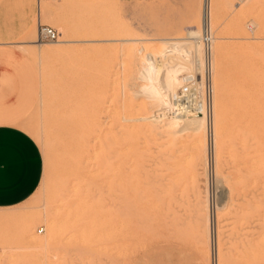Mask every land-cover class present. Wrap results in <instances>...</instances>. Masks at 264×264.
<instances>
[{
    "label": "rangeland",
    "instance_id": "obj_1",
    "mask_svg": "<svg viewBox=\"0 0 264 264\" xmlns=\"http://www.w3.org/2000/svg\"><path fill=\"white\" fill-rule=\"evenodd\" d=\"M210 1L215 21L209 26L213 43L207 60L205 0H14L16 41L32 44L16 51L29 97L18 124L38 143L44 167L38 188L26 201L0 208V264H264V0ZM6 6L0 5L1 10ZM40 24L57 29L59 39L40 41ZM195 33L199 37L193 38ZM166 39L183 42V48L168 51ZM189 48L193 54L185 53ZM159 51L181 59L187 68L173 72L176 86L169 84V96L167 60L154 58ZM154 60L162 64V74L150 71ZM189 75L213 86L210 110L193 129L186 120L171 124L182 112L171 94ZM85 117L95 127L90 120V126L85 123L93 137L84 147L86 126L79 121ZM217 126L220 135H215ZM246 127L251 129L248 139L263 145L250 162L243 149L247 137L239 135ZM158 175L168 181L170 195L162 192ZM232 177L252 188L237 185ZM243 194L250 200H239ZM235 206L240 214L245 209L243 216ZM52 221L60 222L53 234Z\"/></svg>",
    "mask_w": 264,
    "mask_h": 264
},
{
    "label": "crops",
    "instance_id": "obj_2",
    "mask_svg": "<svg viewBox=\"0 0 264 264\" xmlns=\"http://www.w3.org/2000/svg\"><path fill=\"white\" fill-rule=\"evenodd\" d=\"M4 4L6 11L0 8V208H9L36 191L44 161L38 143L18 124L29 97L18 72L23 61L17 59L16 51L20 45L32 44L27 39L16 41L14 0H0Z\"/></svg>",
    "mask_w": 264,
    "mask_h": 264
},
{
    "label": "bare ground",
    "instance_id": "obj_3",
    "mask_svg": "<svg viewBox=\"0 0 264 264\" xmlns=\"http://www.w3.org/2000/svg\"><path fill=\"white\" fill-rule=\"evenodd\" d=\"M204 9H205V10H204V15H203V19H202V25H203V27H205L206 25H208V26H212L213 21H215V17H214L213 14H212V10H213V8H212L211 1H210V0H205ZM199 12H200V11H199ZM215 13H216V12H215ZM216 14H217V13H216ZM199 16H200V15H199ZM186 21H187V20H186ZM195 23H196V22H195ZM188 24H189V23H188ZM215 24H216V23H214V25H215ZM192 37H193V38H195V37H199V35L196 36V33H195L194 35H192ZM23 42H24V41H23ZM19 43H20V42H19ZM181 43H183V42L178 41L177 39H166V40H165V45H166V47L168 48V51L170 50V51H174V52H175V51H177L178 49L183 48V47H180ZM192 47H193V46H192ZM28 48H29V47H28ZM48 48H49V47H48ZM162 48H164V47H162ZM36 49H38V48H36ZM196 49H197V47H196ZM24 50H25V49H24ZM34 50H35V49H34ZM51 50H52V49H51ZM53 50H54V48H53ZM58 50H59V49H58ZM60 50H61V49H60ZM165 50H166V49H165ZM183 50H184V49H183ZM31 51H32V50H31ZM35 51H36V50H35ZM166 51H167V50H166ZM166 51H164V52L161 51V52H162V53H165ZM197 51H198V50H197ZM61 52H62V51H61ZM156 52H157V51H156ZM159 52H160V51H159ZM159 52H158V53H159ZM161 52H160L159 54H157V53L154 54V56H155L154 58H156V60H158L159 58H160V59H166V60H167L166 63L164 64V65H168L167 67H165V69L167 70V72L165 73L166 76H167V78H166L167 80L164 79V80L167 81V84H164V85L167 87V92H168L167 95L169 96V91H168V88H170V87H169V84H171V85L173 84V85H174V81H172V75H174L173 72L178 71V70H179L178 68L181 67V66H184V65H183V63H182V60L179 59V58H177L176 56H175V57H169V56H168L169 53H168V55L166 54V55L164 56ZM195 52H196V51H195ZM198 52H199V51H198ZM198 52H197V54H198ZM31 53H32V52H31ZM57 53H59V52H57ZM185 53H186V54H193V53H194V49L189 48V49L186 50ZM199 53H200V52H199ZM201 53H202V52H201ZM152 55H153V54H152ZM198 56H199V54H198ZM198 56H197V57H198ZM194 57H195V56H194ZM197 57H195V58H196V59L200 58V57H198V58H197ZM150 60H151V59H150ZM156 60H154V63L152 64V65H153V69H152V70L150 69V71H155V70H156V71H159V73H161L162 71L160 72V70H162V67H161L162 64H160V65H159V64H156V63H157V62L155 63ZM151 61H152V60H151ZM159 61H160V60H159ZM148 62H150V61H148ZM199 62H200V61H199ZM201 62H202V60H201ZM146 63H147V62H146ZM151 63H152V62H151ZM148 64H150V63H148ZM184 64H187V63H184ZM188 64H189V63H188ZM200 64H201V63H200ZM189 66H190V65H189ZM212 66H213V65H212ZM184 67H185V66H184ZM187 67H188V66H187ZM185 68H186V67H185ZM147 69H148V67H147ZM165 69H164V70H165ZM180 69H181V68H180ZM186 69H187V68H186ZM148 70H149V69H148ZM183 70H184V69H183ZM150 71H148V72H150ZM179 71H181V70H179ZM148 72L146 71V72H144V73H146V75H148ZM185 72H187V71L185 70ZM150 73H151V72H150ZM150 73H149V74H150ZM178 73H180V72H178ZM181 73H182V72H181ZM161 74H162V73H161ZM151 75H152V74H151ZM156 75H157V74H156ZM160 76H161V75H160ZM162 76H163V75H162ZM155 77H156V76H155ZM174 77H175V76H174ZM148 79L150 80V78H148ZM158 79H159V78L157 77V81H161V78H160L159 80H158ZM154 80H155V79H154ZM164 80H163V81H164ZM152 81H153V80H152ZM163 81H162V82H163ZM171 81H172V82H171ZM162 82H161V83H162ZM170 82H171V83H170ZM159 83H160V82H159ZM159 83H158V84H159ZM163 83H164V82H163ZM163 83H162V85H163ZM244 83H245V82H244ZM159 85H160V84H159ZM162 85H161V86H162ZM164 85H163V86H164ZM171 85H170V86H171ZM150 86H151V85H150ZM165 86H164V89L166 88ZM174 86H176V85H174ZM158 87H159V86H158ZM161 89H162V88H161ZM171 91H172V89H171ZM171 91H170V92H171ZM174 93H175V92H174ZM80 95H81V94H80ZM171 95H172L171 97H173L174 94L172 93ZM94 97H95V96H94ZM98 97H99V96H98ZM165 97H166V96H165ZM95 99H96V98H95ZM168 99H169V98H168ZM97 100H98V99H97ZM161 100H162V99H161ZM170 103H171V102H170ZM167 104H168V103H167ZM82 105H83V104H82ZM106 105H107V104H106ZM79 106H80V105H79ZM83 106H84V105H83ZM173 107H174V106H173ZM86 109H87V108H86ZM175 109H176V108H175ZM179 111H180V110H179ZM93 112H94V110H93ZM93 112H92V115H93V117H94V113H93ZM98 112H99V111H97V112H95V113H98ZM87 113H89V112H87ZM101 113H102V112H101ZM103 113H104V112H103ZM162 113H164V111H163ZM80 114H82V113H80ZM204 114H205V113H204ZM204 114L202 115V113H200V112H195V111H191L190 109H188V110H182V112H181L180 114H177L175 117H173L174 122L172 121L171 124L177 123V122L182 121V120H184V121L186 120L187 123H188V126H189L190 128L193 129V128L195 127L194 122H197V121H199V120H202V119H204V118L206 117V114H205V115H204ZM84 115H85V114H84ZM88 115H89V114H88ZM88 115H87V116H88ZM101 115H102V114H101ZM167 115H168V114H167ZM243 115H244V114H243ZM82 116H83V115H82ZM85 116H86V115H85ZM90 116H91V114H90ZM90 116H88V117H90ZM99 116H100V115H99ZM80 117H81V115H80ZM80 117H79V118H80ZM88 117H85V119L83 118L85 121H84V120L81 121V120H82V118H81L80 121H79V122H81V124H80V123H79V124H80V125H85V126H86L85 123H87V121L90 120ZM97 117H98V116H97ZM168 117H169V116H168ZM170 117H171V116H170ZM239 117H240V116H239ZM100 118H101V116H100ZM165 118H166V117H165ZM252 118H253V117H252ZM142 119H143V120H148V121H154V122H155V121H158V119H156V118L154 119V118H152V116H145V117H143ZM237 119H238V118H237ZM93 120H96V119H93ZM98 120H99L100 123H101V119H98ZM102 120H103V119H102ZM162 120H163V119H162ZM90 121H91V120H90ZM99 121H98V122H99ZM139 121H140V120H139ZM139 121H138V122H139ZM91 122H92V121H91ZM140 123H141V122H140ZM232 123H233V122H232ZM90 124H91V123H90ZM92 124L94 125L93 122H92ZM92 124H91V125H92ZM95 124H96V123H95ZM169 124H170V122H169ZM171 124H170V125H171ZM87 125H89V124L87 123ZM85 126H84V127H85ZM89 126H90V125H89ZM98 126H99V125H98ZM98 126H97V128H98ZM196 126H197V125H196ZM247 126H248V125H247ZM80 127H81V126H80ZM82 127H83V126H82ZM82 127H81V128H82ZM91 127H93V126H91ZM94 127H95V125H94ZM101 127H102V126H101ZM238 128H239V127H238ZM238 128H237V130H238ZM91 129H92V128H91ZM82 130H84V128H83ZM82 130H81V131H82ZM98 130H100V129H98ZM101 130H102V129H101ZM250 131H251V129L246 127V128H244V131H243V132H240L239 135L241 136V134H243L242 137L245 136V137H247V139H248V138H249V135L251 134ZM83 132H84V134L81 133V134H82L81 137H82V140H83V143H84V147H85V146H87V144H89V142L91 141V139H92L93 136H92V134H91L90 127L88 128V126H86V130H84ZM96 132L98 133V131H96ZM94 133H95V132H94ZM97 133H95V135H96ZM219 133H220V127L217 126V127H215V135H218ZM235 133H236V132H235ZM219 135H220V134H219ZM236 135H237V133L234 135V137H235ZM253 136H254V135H252V137H253ZM194 137H195V135H194ZM198 137H199V136H198ZM236 137H237V136H236ZM238 137H239V136H238ZM237 139H238V138H237ZM237 139H236V141H238ZM239 139H241V138H239ZM247 139H246L245 143H243V144H244L243 147H245V148H243V149H244V153L246 154V160H247V162H248V161L250 162L251 160L255 161V159L257 158V157L255 156V154H257V153H255V152H257V151L260 152L259 150L263 148V147H262L263 145H261V144H257V143H256V144L253 143V141H257V140H253L254 138L252 139L253 141H252V140H249V139L247 140ZM195 140H196V138H195ZM155 141H156V140H155ZM239 141H240V140H239ZM242 142H243V141H241V143H242ZM198 143H199V142H198ZM232 143H233V142H232ZM239 143H240V142H239ZM259 143H260V142H259ZM156 144H157V143H156ZM156 144H155V145H156ZM193 144H194V143H193ZM196 144H197V143H196ZM196 144H195V145H196ZM199 144H200V143H199ZM199 144H198V145H199ZM202 144H204V143H202ZM235 144H236V143H235ZM158 145H159V144H158ZM158 145L156 146L157 148H159ZM238 145H239V144H238ZM153 146H154V145H153ZM164 146H165V145H164ZM199 146H200V145H199ZM203 146H204V145H203ZM201 147H202V146H201ZM201 147H200V148H201ZM237 147H240V146H237ZM77 148H78V147H77ZM135 148H136V147H135ZM235 148H236V147H235ZM88 149H89V146H88ZM239 149H240V148H239ZM241 149H242V147H241ZM83 150H84V149H83ZM80 151H81V150H80ZM143 151H144V150H143ZM163 151H164V150H163ZM165 151H166V149H165ZM201 151H202V150H201ZM240 151H241V150H240ZM240 151H239V153H240ZM242 151H243V150H242ZM242 151H241V152H242ZM128 152H129V151H128ZM134 152H135V150H134ZM166 152H167V151H166ZM162 154H163V153H162ZM242 155H243V154H242ZM87 156H88V155H87ZM89 156H90V155H89ZM167 156H168V155H167ZM236 156H237V155H236ZM244 156H245V155H244ZM83 157H84V156H83ZM162 157H163V156H162ZM162 157H161V158H162ZM239 158H240V157H239ZM163 159H166V158H163ZM237 159H238V158H237ZM166 160H168V159H166ZM232 160H233V159H232ZM238 160H239V159H238ZM238 160H237V162H238ZM240 160H241V158H240ZM240 160H239V161H240ZM243 161H245V160H244V157H243L242 162H243ZM257 161H258V160H257ZM261 161H262V160H261ZM234 162H236V161H234ZM165 163H167V162H165ZM232 163H233V162H232ZM159 164H160V163H159ZM233 164H234V163H233ZM235 164H237V163H235ZM155 165H156V164H155ZM161 165H162V164H161ZM240 165H241V163H240ZM249 165H250V163H249ZM261 165H262V163H261ZM263 165H264V162H263ZM263 165H262V166H263ZM174 166H175V165H174ZM244 166H245V165H244ZM246 166H247V164H246ZM251 166H252L251 170H252V172H253V171H254L253 169L255 168V167H254V162L251 164ZM128 167H129V166H128ZM163 167H164V166H163ZM168 167H169V166H168ZM171 167H172V166H171ZM177 167H178V166H177ZM236 167L239 168V169H241V171L243 170V168H245V167H243V166H242V167H238V166H236ZM150 168L152 169V167H150ZM150 168H148V169H150ZM157 168H158V167H157ZM164 168H166V167H164ZM231 168H232V167H231ZM258 168H259V167H258ZM130 169H131V168H130ZM153 169H154V168H153ZM235 169H236V168H235ZM239 169H237V170H239ZM256 169H257V168H256ZM237 170H236V171H237ZM249 170H250V169H249ZM251 170H250V171H251ZM127 171H129V170L127 169ZM132 171H133V169H132ZM168 171H169V170H168ZM241 171H239L240 174H241ZM256 171H257V170H256ZM154 172H155V171H154ZM161 172H162V171H161ZM242 172H244V173H242V174L245 175V174H247L248 171L245 172V170H244V171H242ZM147 173H148V172H147ZM249 173H250V172H249ZM249 173H248V174H249ZM127 174H128V173L126 172V175H127ZM140 174H141V172H140ZM154 174H155V173H154ZM162 174H164V173L162 172ZM167 174H169V173H167ZM233 174H234V173H233ZM248 174H247V175H248ZM255 174H256V173H255ZM255 174H254V175H255ZM148 175H149V174H147V176H148ZM164 175H166V174H164ZM238 175H239V174H238ZM247 175H246V176H247ZM261 175H262V174H261ZM261 175L259 176V174H258L259 177L256 175V178H261V177H262ZM263 175H264V174H263ZM143 176H144V175H143ZM147 176H146V177H147ZM150 176H151V175H150ZM152 176H153V175H152ZM158 176L161 177V178H160V179H161V184L164 185V186H162V188H163V189H162V192L165 194V196H166V195H170V189H169L168 181H163V180H162V178H164V176H160V175H158ZM175 176H176V175H175ZM231 176H232V175H231ZM234 176H235V175H234ZM246 176H245V177L242 176V177H244L245 180L248 181L249 178L247 177V179H246ZM132 177H133V176H132ZM144 177H145V176H144ZM144 177H143V178H144ZM170 177H171V176H170ZM185 177H186V176H185ZM201 177H202V176H201ZM251 177L254 178L255 176H254V177L251 176ZM263 177H264V176H263ZM263 177H262V178H263ZM152 178H153V177H152ZM152 178H151V179H152ZM168 178H169V177L165 178V180L168 179ZM232 178L235 179V177H232ZM262 178H261L260 180H262ZM121 179H122V178H121ZM129 179H130V178H129ZM144 179H145V178H144ZM147 179H148V178H147ZM151 179H149V180H151ZM154 179H155V178H154ZM154 179H153V180H154ZM191 179H192V178H191ZM238 179H240V177H239ZM250 179H251V178H250ZM155 180H156V179H155ZM155 180H154V181H155ZM169 180L171 181V178H170ZM173 180H174V179H173ZM206 180H207V179H206ZM235 180L237 181V179H235ZM256 180H257V179H256ZM256 180H255V181H256ZM130 181H132V180L130 179ZM143 181H144V180H143ZM143 181H142V183H143ZM154 181H152V182H154ZM179 181H180V180H178V182H179ZM198 181H199V180H198ZM227 181H228V180H227ZM241 181H244V180H241ZM249 181H250V180H249ZM249 181H248V183L250 184ZM255 181H254V182H255ZM122 182H123V181H122ZM155 182H157V181H155ZM155 182H154V184H155ZM173 182H174V181H172V183H173ZM201 182H202V181H201ZM244 182H246V181H244ZM244 182H243V183H244ZM256 182H257V181H256ZM258 182H259V181H258ZM261 182H262V181H261ZM147 183H148V182H147ZM158 183H159V182H158ZM188 183H189V182H188ZM188 183H187V184H188ZM198 183H199V182H198ZM203 183H206V182H203ZM203 183H202V184H203ZM225 183H226V182H225ZM227 183H228V182H227ZM237 183H238L237 185H239V184H243V183H239L238 181H237ZM246 183H247V182H246ZM246 183H244V184H246ZM122 184H124V182H123ZM136 184H137V183H136ZM150 184L153 185V183H150ZM173 184H174V183H173ZM181 184H182V183H181ZM181 184H180V185H181ZM230 184H231V182H230ZM249 184H248V185H249ZM256 184H260V182H259V183H256ZM263 184H264V183H262V187L264 186ZM128 185H129V184H128ZM148 185H149V184H148ZM156 185H157V184H156ZM171 185H172V184H171ZM175 185H176V184H174V186H175ZM231 185H232V184H231ZM246 185H247V184H246ZM248 185H247V187H248ZM252 185H253V184H252ZM254 185H255V184H254ZM122 186H123V185H122ZM145 186H146V185H145ZM145 186H144V188H146ZM153 186H154V185H153ZM242 186H243V185H242ZM244 186H245V185H244ZM249 186H250V185H249ZM255 186H256V185H255ZM129 187H130V186H129ZM154 187H155V186H154ZM176 187H178V186L176 185ZM176 187H174L173 189H175ZM185 187H186V186H185ZM201 187H202V186H201ZM247 187L245 186L246 189H247ZM250 187H251V186H250ZM253 187H254V186H253ZM130 188H132V187H130ZM150 188H151V186H150ZM152 188H153V187H152ZM155 188L157 189V187H155ZM155 188H154L153 192H157V191L159 192V191H160V189L155 191ZM231 188H232V187H231ZM245 188H244V189H245ZM251 188H252V187H251ZM255 188H256V187H255ZM258 188H259V186H258ZM258 188H257V189H258ZM260 188H261V186H260ZM123 189H124V188H123ZM204 189H205V188H204ZM229 189H230V188H229ZM232 189H235V188H232ZM261 189H262V188H261ZM130 190H131V189H130ZM133 190H134V189H133ZM151 190H152V189H151ZM237 190H238V189H237ZM248 190H250L249 187H248ZM255 190H256V189H255ZM259 190H260V189H259ZM136 191H137V190H136ZM146 191H147V189H146ZM176 191H177V190H176ZM180 191H181V190H180ZM183 191H185V190H183ZM206 191H207V190H206ZM240 191L242 192V190H240ZM246 191H247V190H246ZM193 192H194V190H193ZM228 192H229V191H228ZM233 192H234V190H233ZM249 192H250V191H249ZM254 192H255V191H254ZM143 193H144V192H143ZM160 193H161V192H160ZM205 193H207V192H205ZM234 193H235V192H234ZM234 193H231V194L233 195ZM236 193H237V191H236ZM244 193H245V192H244ZM246 193H248V192H246ZM252 193H253V192H252ZM252 193H250V194H252ZM256 193H258V191H257ZM256 193H255V194H256ZM259 193H260V192H259ZM139 194H140V193H139ZM148 194H149V193H148ZM158 194H159V193H158ZM161 194H162V193H161ZM161 194H160V195H161ZM173 194H175L174 191H173ZM180 194H181V193H180ZM184 194H185V193H184ZM207 194H208V193H207ZM238 194H239V193H238ZM255 194H254V195H255ZM150 195H151V194H150ZM176 195H177V194H176ZM196 195H197V194H196ZM234 195H235V194H234ZM234 195H233L232 197H234ZM239 195H240V194H239ZM244 195H245V194H243V196L241 195V197H239V200H240V198L245 199L244 197H246V199H249V198H247V197L250 196V195H248V194H247L248 196H244ZM254 195H253V196H254ZM256 195H257V194H256ZM137 196H138V195H137ZM161 196H162V195H161ZM192 196H193V195H192ZM206 196H207V195H206ZM230 196H231V195H230ZM125 197H126V196H125ZM125 197H124V198H125ZM149 197H150V196H149ZM149 197H147V198H149ZM153 197H157V193H156V196H155V194H154ZM159 197H160V196L158 195V198H159ZM167 197H168V196H167ZM167 197H166V198H167ZM187 197H188V196H187ZM200 197H201V196H200ZM235 197H237V194H236ZM254 197H255V196H254ZM256 197H257V196H256ZM256 197H255V198H256ZM168 198H169V197H168ZM190 198H191V197H190ZM201 198H202V197H201ZM203 198H204V197H203ZM229 198H230V197H229ZM237 198H238V197H237ZM260 198H261V197H260ZM132 199H133V198H132ZM171 199H173V198H171ZM178 199H179V198H178ZM198 199H199V198H198ZM206 199H207V198H206ZM234 199H236V198H234ZM155 200H156V199H155ZM159 200H161V199H158V201H159ZM180 200H181V199H180ZM180 200H178V202H179ZM249 200H250V199H249ZM252 200H253V199H252ZM256 200H257V199H255V201H256ZM260 200H261V199H260ZM263 200H264V199H263ZM124 201H125V200H124ZM132 201H134V200H132ZM141 201H142V200H141ZM156 201H157V200H156ZM161 201H162V200H161ZM167 201H168V200H167ZM167 201H166V202H167ZM169 201H170V200H169ZM175 201H176V200H175ZM197 201H198V200H197ZM236 201H238V200L236 199V200H235V203H236ZM245 201H246V200H245ZM135 202H136V201H135ZM135 202H134V203H135ZM151 202H152V201H151ZM182 202H183V201H182ZM182 202H181V203H182ZM188 202H189V201H188ZM206 202H207V201H205L204 204H206ZM233 202H234V201H233ZM252 202H253V201H252ZM262 202H263V201H262ZM124 203H125V202H124ZM130 203H131V202H130ZM130 203H129V204H130ZM147 203H148V202H147ZM149 203H150V202H149ZM154 203L157 204L156 202H154ZM159 203H160V202H159ZM161 203H162V202H161ZM167 203L169 204V202H167ZM181 203H180V204H181ZM183 203H185V201H184ZM193 203H194V201H193ZM231 203H232V202H231ZM250 203H251V202H250ZM94 204H95V203H94ZM94 204H93V205H94ZM151 204H152V203H151ZM155 204H154V205H155ZM163 204H165V202H163ZM177 204H178V203H177ZM185 204H186V203H185ZM199 204H200V203H199ZM202 204H203V202H202ZM237 204H238V203H236V205H237ZM251 204H252V203H251ZM263 204H264V203H263ZM143 205H144V204H143ZM146 205H147V204H146ZM159 205H160V204H159ZM193 205H194V204H193ZM195 205H196V204H195ZM206 205H207V204H206ZM233 205H234V204H233ZM245 205H247V204H244L242 207L244 208ZM249 205H250V204H249ZM257 205H258V204H257ZM257 205H256V206H257ZM91 206H92V205H91ZM124 206H126V205H124ZM149 206H150V205H149ZM149 206H148V208H149ZM162 206H163V205H162ZM178 206H179V205H178ZM196 206H198V205H196ZM239 206H240V205H239ZM247 206H248V205H247ZM92 207H93V206H92ZM92 207H91V208H92ZM94 207H95V206H94ZM134 207H135V206H134ZM141 207H143V206H141ZM144 207H145V206H144ZM160 207H161V206H160ZM160 207H159V208H160ZM176 207H177V206H176ZM231 207H232V206H231ZM235 207H236V206H235ZM248 207L250 208V206H248ZM248 207H247V208H248ZM128 208H129V207H128ZM155 208H157V206H156ZM162 208H164V207H162ZM167 208H169V207L167 206ZM171 208H172V207H171ZM174 208H175V207H173V209H174ZM186 208H187V207H186ZM191 208H194V207H191ZM262 208H263V207H262ZM93 209H94V208H93ZM129 209H130V208H129ZM150 209H151V207L149 208V210H150ZM164 209H165V208H164ZM164 209H162V212L164 211ZM188 209H189V208H188ZM199 209H201V208L199 207ZM205 209H206V208H205ZM238 209H239V208H238ZM240 209H241V208H240ZM251 209H252V207H251ZM124 210H125V209H124ZM131 210H132V209H131ZM154 210L156 211V209H154ZM166 210H167V209H166ZM241 210H243V209H241ZM241 210H240V212H241ZM91 211H92V210H91ZM94 211H95V209H94ZM94 211H93V212H94ZM97 211H99V210H97ZM132 211H133V210H132ZM155 211H154V212H155ZM157 211L159 212V210H157ZM169 211H170V213H171L170 208H169ZM173 211H175V210H173ZM177 211H178V210H177ZM182 211H183V210H182ZM187 211H188V210H187ZM201 211H202V210H201ZM236 211H237V207H236ZM238 211H239V210H238ZM238 211H237V212H238ZM244 211H245V209H244ZM244 211H242V212H244ZM257 211H258V210H257ZM261 211H262V210H261ZM99 212H100V211H99ZM130 212H131V211H130ZM134 212H135V211H134ZM142 212H143V211H142ZM152 212H153V210H152ZM152 212H150V213L152 214ZM154 212H153V213H154ZM158 212H157V214H158ZM164 212H166V211H164ZM202 212H204V211H202ZM242 212H241V214H243ZM253 212H254V211H253ZM91 213H92V212H91ZM96 213H98V212H96ZM146 213H147V212H146ZM167 213H168V211H167ZM187 213H188V212H187ZM189 213H190V212H189ZM191 213H192V212H191ZM196 213H197V212H196ZM234 213H235V212H234ZM238 213H239V212H238ZM238 213H237V214H238ZM246 213H248L247 210H246ZM98 214H99V213H98ZM129 214H130V213H129ZM131 214H132V213H131ZM162 214H163V213H162ZM164 214H165V213H164ZM204 214H205V213H204ZM241 214L239 213L238 215H241ZM249 214H250V213H249ZM249 214H248V215H249ZM252 214H253V213H252ZM257 214H258V213H257ZM259 214H261V213H259ZM134 215H135V214H134ZM146 215H147V214H146ZM146 215H145V216H146ZM153 215H156V214H153ZM160 215H161V214H160ZM167 215H170V214L168 213ZM175 215H178V213H176ZM194 215H195V214H194ZM197 215H198V214H197ZM207 215H208V213H207ZM127 216H128V215H127ZM127 216H126V217H127ZM147 216H148V215H147ZM149 216H150V217H148V218H150V219H151V218H152V219L154 218V216L151 217L150 214H149ZM171 216H172V215H171ZM178 216H179V215H178ZM189 216H190V214H189ZM202 216H203V214H202ZM241 216H243V215H241ZM245 216H246V215H245ZM93 217H95V216H93ZM143 217H144V215H143ZM163 217H164V216H163ZM167 217H169V216H167ZM175 217H176V216H175ZM208 217H209V216H208ZM234 217H236V215H235ZM254 217H255V216H254ZM144 218H145V217H144ZM158 218H159V217H158ZM178 218H179V217H178ZM180 218H181V217H180ZM190 218H191V217H190ZM197 218H198V217H197ZM200 218H202V217H200ZM242 218H243V217H242ZM245 218H246V217H245ZM55 219H56V217H55ZM79 219H80V218H79ZM92 219H93V218H92ZM135 219H136V217H135ZM156 219H157V217H156ZM162 219H163V218H162ZM162 219H161V220H162ZM191 219H192V218H191ZM198 219H199V218H198ZM204 219H205V221H207V222H205V224L209 222L208 220H206V219H209V218H206V217H205ZM226 219H227V218H226ZM239 219H240V218H239ZM249 219H250V218L248 217L247 225H248L249 222H250L251 225L249 224V226H251V229H252V226H253L252 223H251L252 220L249 221ZM153 220L155 221V218H154ZM158 220H159V219H158ZM176 220H177V219H176ZM182 220H183V219H182ZM182 220H181V221H182ZM199 220H200V219H199ZM236 220H237V219H236ZM245 220H246V219H245ZM257 220H258V219H257ZM78 221H79V220H78ZM127 221H128V220H127ZM135 221H137V220H135ZM146 221H147V220H146ZM150 221H151V220H150ZM162 221H165V218H164V220H162ZM169 221H170V220H169ZM178 221H179V220H178ZM58 222H59V221H58ZM58 222H56V221H52V223H51V225H50V227H49V231H50V233L53 234V233H56V232H57V227H58V226H57V223H58ZM151 222H152L151 224H154L153 221H151ZM156 222H157V221H156ZM156 222H155V223H156ZM176 222H177V221H176ZM201 222H202V221H201ZM201 222H198L197 224L200 225ZM203 222H204V220H203ZM237 222H238V220H237ZM245 222H246V221H245ZM59 223H60V222H59ZM134 223H135V222H134ZM157 223H158V222H157ZM157 223H156V224H157ZM167 223H168V222H166L165 224H167ZM234 223H236V222H234ZM257 223H260V222L257 221ZM72 224H75V225L77 224V218L74 220V222H72ZM80 224H82V222H81ZM172 224H175V223L172 222ZM172 224H171V225H172ZM176 224H177V223H176ZM184 224H185V221H184ZM184 224H183V225H184ZM197 224H196V225H197ZM253 224H255V223H253ZM60 225H61V224H60ZM131 225H132V224H131ZM178 225H181V224L179 223ZM192 225H193V224H192ZM198 225H197V226H198ZM208 225H209V224H208ZM237 225H238V224H237ZM244 225H245V224H244ZM244 225H242V226H244ZM247 225H246V226H247ZM83 226H84V225H83ZM136 226H137V225H136ZM155 226H156V225H155ZM190 226H191V225H190ZM205 226H206V225H205ZM235 226H236V225H235ZM242 226H241V227H242ZM259 226H260V225H259ZM176 227H178V226L176 225ZM168 228H169V227H168ZM173 228H174V226H173ZM180 228H181V226H179V229H180ZM192 228H193V227H192ZM194 228H196V226H195ZM200 228H201V227H199V230H200ZM202 228H203V227H202ZM205 228H206V227H205ZM243 228H244V227H243ZM253 228H254V227H253ZM261 228H262V227H261ZM156 229H158V227H157ZM176 229H177V232L180 231V230H178V228H176ZM188 229L191 230V227L188 228ZM188 229H187V231H186V232H188V234H189V233H193V232H190V230L188 231ZM196 229H197V228H196ZM251 229H250V230H251ZM170 230H172V228H171ZM174 230H175V229H174ZM181 230H184V229L181 228ZM197 230H198V229H197ZM197 230H196L195 232H198ZM206 230H207V229H206ZM261 230H262V229H261ZM70 231H71V229H70ZM168 231H169V230H168ZM184 231H185V230H184ZM207 231H208V230H207ZM253 231L255 232V230H253ZM202 232H203V231H202ZM250 232H251V231H250ZM250 232H249V233H250ZM257 232H258V231H257ZM261 232L263 233V230H262ZM175 233H176V232H175ZM178 233H179V232H178ZM180 233H181V231H180ZM182 233H183V232H182ZM182 233H181V235H182ZM198 233H199V232H198ZM205 233H206V232H205ZM161 234H165V233H163V232L161 231ZM183 234H184V233H183ZM188 234H187V233L185 234L186 237H187ZM255 234H256V233H255ZM165 235H166V234H165ZM168 235H169V234H167L166 236H168ZM190 235H191V234H190ZM190 235H188V238H191ZM192 235L194 236L195 234H192ZM196 235H197V234H196ZM202 235H203V234H201V236H202ZM207 235H208V234H207ZM246 235H247V234H246ZM166 236H165V237H166ZM170 236H171V235H170ZM182 236H183V235H182ZM189 236H190V237H189ZM204 236H206V235L204 234ZM183 237H184V236H183ZM195 237H196V240H197V236H194V238H195ZM202 237H203V236H202ZM257 237H258V236H257ZM168 238H169V237H168ZM180 238H181V237H180ZM188 238H187V240H188ZM205 238H206V237H204V239H205ZM219 238H220V237H219ZM219 238H218V239H219ZM221 238H222V237H221ZM245 238H246V237H245ZM182 239H183V241H184V238H182ZM192 239H193V238H192ZM259 239H260V238H259ZM187 240H186V241H187ZM202 240H203V239H202ZM246 240H247V239H246ZM248 240H249V239H248ZM181 241H182V240H181ZM188 241H189V240H188ZM198 241H199V240H198ZM200 241H201V240H200ZM263 241H264V240H263ZM192 243H194L193 240H192ZM192 243H191V244H192ZM202 243H203V242H201V244H202ZM204 243H206V241H204ZM204 243L202 244L203 246H205ZM221 243H222V242H221ZM250 243H251V242H250ZM256 243H258V242H256ZM191 244H190V245H191ZM217 244H218V243H217ZM179 245H180V244H179ZM186 245H188V244H186ZM206 245H207V243H206ZM252 245H253V244H252ZM196 246H197V245H196ZM223 246H224V245H223ZM227 246H228V245H227ZM193 248H194V246H193ZM198 248L201 249V247H200L199 245H198ZM204 248H208V247L206 246V247H204ZM204 248H202V250H203ZM190 249H191V248H190ZM217 249H218V248H217ZM250 249H251V248H250ZM205 250H208V249H205ZM229 250H230V249H229ZM192 251H193V250H192ZM199 251H201V250H199ZM203 251H204V250H203ZM203 251H201V253H202ZM217 251H218V250H217ZM207 252H208V251H207ZM207 252H206V253H207ZM251 252H252V251H251ZM206 253H205V255L208 254V253H207V254H206ZM203 254H204V253H203ZM263 256H264V255H263ZM215 258H216V257H215ZM262 258H263V257H262ZM262 258H258V259H262ZM221 259H222V258H221ZM258 259H257V260H258ZM222 260H223V259H222ZM257 260H255V261H257ZM262 260H263V259H262ZM258 263H259V262H258ZM222 264H223V263H222Z\"/></svg>",
    "mask_w": 264,
    "mask_h": 264
},
{
    "label": "built area",
    "instance_id": "obj_4",
    "mask_svg": "<svg viewBox=\"0 0 264 264\" xmlns=\"http://www.w3.org/2000/svg\"><path fill=\"white\" fill-rule=\"evenodd\" d=\"M59 32L57 29L50 25L40 24L38 29V39L40 41H57L59 39ZM202 42L206 51V58L211 51L213 43V37L209 26L206 25ZM213 96V86L209 82L202 81V78L198 81L194 75L187 76L181 84L178 93L173 95V99L176 101L179 110H188L200 112L202 114L210 110L211 99ZM42 229L40 228L39 232Z\"/></svg>",
    "mask_w": 264,
    "mask_h": 264
}]
</instances>
